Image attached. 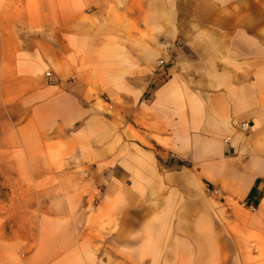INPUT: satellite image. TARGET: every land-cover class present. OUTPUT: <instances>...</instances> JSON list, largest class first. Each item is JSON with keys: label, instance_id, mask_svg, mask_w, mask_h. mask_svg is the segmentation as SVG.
Instances as JSON below:
<instances>
[{"label": "crops", "instance_id": "crops-1", "mask_svg": "<svg viewBox=\"0 0 264 264\" xmlns=\"http://www.w3.org/2000/svg\"><path fill=\"white\" fill-rule=\"evenodd\" d=\"M0 190V264H264V0H0Z\"/></svg>", "mask_w": 264, "mask_h": 264}, {"label": "rangeland", "instance_id": "rangeland-1", "mask_svg": "<svg viewBox=\"0 0 264 264\" xmlns=\"http://www.w3.org/2000/svg\"><path fill=\"white\" fill-rule=\"evenodd\" d=\"M4 199V192L2 191V190H0V202H1V200H3ZM250 249L252 250V252L254 253V254H257L258 253V249L256 248V246L254 245V244H251L250 245Z\"/></svg>", "mask_w": 264, "mask_h": 264}, {"label": "built area", "instance_id": "built-area-1", "mask_svg": "<svg viewBox=\"0 0 264 264\" xmlns=\"http://www.w3.org/2000/svg\"><path fill=\"white\" fill-rule=\"evenodd\" d=\"M47 77H49V74H46ZM240 131L247 132L249 130V126L247 124H241L239 126ZM244 207V205H242Z\"/></svg>", "mask_w": 264, "mask_h": 264}]
</instances>
